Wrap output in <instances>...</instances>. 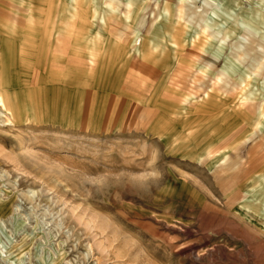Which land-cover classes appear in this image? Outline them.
Returning a JSON list of instances; mask_svg holds the SVG:
<instances>
[{"label":"rangeland","instance_id":"1","mask_svg":"<svg viewBox=\"0 0 264 264\" xmlns=\"http://www.w3.org/2000/svg\"><path fill=\"white\" fill-rule=\"evenodd\" d=\"M152 1L145 2L149 21L153 11L164 14L165 8L175 18L173 0ZM193 1L199 17L212 2ZM235 4L223 10L224 20L256 26L257 35H263L264 0ZM78 6L89 24H95L97 1L77 0ZM103 8L101 13L109 9ZM110 19L113 26L119 21ZM95 32H87L85 39L97 35L101 41ZM226 46L219 68L228 57ZM124 61L114 62L115 72H102L101 77L81 74L56 92L80 94L78 103L73 95L69 101L79 110L77 119L76 112L63 117L58 103L49 108L42 96L36 97L34 108L52 112L33 117L20 104L24 96L17 90L23 87L9 83L14 66L0 64V93L6 89L13 99L8 106L12 113L4 116L9 124L0 122V264H264V217L239 204L245 191L264 199V139L240 150L252 161L247 168L236 155L239 151L214 163L200 159L197 139L209 144L215 138L204 130L247 124L243 115L217 123L215 114L194 119L192 110L183 111L182 99L205 80L196 64L191 68L195 75L185 77L182 94L176 97L152 83L143 94L141 75H130L132 61ZM248 65L240 67L246 70ZM149 67L161 71L155 64ZM256 80L259 77L245 82L244 93L256 89ZM73 82L79 85L76 90L71 89ZM93 86L98 93H92L96 102L91 106L83 98ZM43 89L44 83L38 82L36 92ZM112 92L119 97L113 98ZM135 101L141 105L136 107ZM236 161L239 166L233 167Z\"/></svg>","mask_w":264,"mask_h":264},{"label":"bare ground","instance_id":"2","mask_svg":"<svg viewBox=\"0 0 264 264\" xmlns=\"http://www.w3.org/2000/svg\"><path fill=\"white\" fill-rule=\"evenodd\" d=\"M96 1L99 9L97 22L100 25L99 36L101 38L97 51L98 57H100L98 61L114 63L118 58H123L127 64L131 60V64L135 68L143 69L140 70L141 72L139 71L141 78H146L147 74H157L158 70L155 72L149 67L155 64L156 67L165 69L163 77L169 83L176 84L177 80L179 81L178 85L176 84L174 87L179 91L178 95L182 94L181 91L185 87L183 81L186 79L185 77L195 75L191 69L192 65H198L197 73L205 80L193 86L189 96L183 98V111L189 109L193 112L194 109L200 110L204 106L205 112H208V108L219 107L223 110L226 109L224 110L226 115L241 113L240 117L243 115L242 119L247 121V124L220 125L219 127L217 125L213 129H205L206 133L211 132L210 135H215V138L209 144L197 139L195 145L198 156H202L203 158L200 159L203 160L208 158L210 163H214L222 155L226 157L230 156L229 153L233 151H239V154H236L238 159L241 160L245 168L249 167L250 163L252 164L251 159L242 156L240 150L248 143L253 142V147L257 145L258 140L264 139V72H262L264 65L262 67V62H260L264 61V34L257 35L260 30L256 26H247L244 25V22L242 26H239L234 22L230 24L224 20L223 10L234 7L235 0L207 2L209 10L202 9L201 14L199 13L200 17L195 11L197 6L193 0H173L176 10L175 18L173 19L169 9L165 8L164 14L155 15L153 11V14L151 13L154 17L152 21H149V16L144 12L146 0H103L101 4L99 0ZM106 6L109 9H105L101 13V8L104 9L103 7L106 8ZM197 16L199 19H195ZM109 17L120 22L114 21L116 23H114V27L112 20L109 21ZM159 17L161 21H158ZM183 22H186V28H183ZM51 25L55 30L47 31L46 52H49L56 60H54L55 68L65 70L64 73L71 70L73 78H76L78 73L72 72L77 69L76 66L59 63L65 61L61 58V53L62 47L67 44L63 43V37H60V31H57V24L53 22ZM239 28L240 30L237 31ZM31 36L33 35L31 34ZM139 37L140 45L133 51L129 50L130 44L135 45ZM246 37L251 40L249 43L244 41ZM254 43L256 44L254 45ZM214 44L219 45L218 49L214 48L213 50ZM225 44L229 45V53L225 66L219 68L220 60L224 57L221 52L227 47ZM257 48H262L263 52L257 53ZM248 61L249 65L246 70L241 69L240 65H244ZM236 63H239V66ZM170 64H172L171 67H169ZM228 66L233 67L232 71ZM133 71L136 72V70ZM233 73H238V75H233ZM252 76L259 77V80H256L257 87L249 93H244L245 82L248 79H253ZM4 87L6 85L3 84L1 88ZM218 92L221 95H226L225 98L224 96L217 98ZM233 99L236 100L232 101ZM12 101V93L6 89L2 90L0 93V118L6 116V112L12 113L13 108L8 107L13 106ZM50 101H54L52 97ZM194 115V119H199L202 116L198 113ZM8 120L4 117L0 122L7 125L9 124ZM256 122L257 124H255ZM232 166H239V161L234 162ZM249 192L245 191L239 204L264 217V199L257 200L249 195ZM249 201L254 202L248 203Z\"/></svg>","mask_w":264,"mask_h":264},{"label":"crops","instance_id":"3","mask_svg":"<svg viewBox=\"0 0 264 264\" xmlns=\"http://www.w3.org/2000/svg\"><path fill=\"white\" fill-rule=\"evenodd\" d=\"M65 1L69 2L68 7H66L67 4ZM65 1L0 0V64H11L12 66H14L13 71H11L10 73L9 83L14 88L23 87V89L17 90L18 95L20 94L21 96H24V98L20 100V104L24 105L25 110H29L30 112H32L33 117L35 118H37V112H52L50 110H39L34 108L37 106L36 100L38 96H42L43 98H45L44 104L47 101V106L51 109L53 107H56L55 105L56 103H58V112L61 113L63 117H67V113L69 112H72L71 116H73V113L76 112L75 119H77L79 112L74 103H69L70 96L72 95V100L78 103L77 98H79L80 94L77 93V91H72L70 96H68L69 93H63L60 95L56 93L59 90H61L62 92L64 91V88L67 86L68 82L73 78V73H71L70 70V72H66V74L64 73L65 70L55 68L54 64L56 60L51 54H49V52H46V48L48 46V44L46 46L47 31L51 29L55 30L54 27L52 28L51 23L54 22L57 24V31H60L59 34L60 37H63V43L70 46L68 47L67 45H65L62 47L63 49L61 53V58L65 61H61L59 63L76 66L77 69L72 70V72L78 73L76 78H78V76L81 74L85 76L99 75L101 77L102 72L109 73L116 71V66H113V62L101 63L100 61H98L100 57H98L97 51L98 44L100 43V41H97V35H94V37L90 41L89 39H85L86 34H89L92 31L99 32V23L96 21L95 24H89V18L84 16V10L79 9V7H76L75 9L74 7V2H76L77 0ZM28 29L31 31H29ZM31 34L33 36H31ZM139 39L135 45H130L131 47L129 50L133 51L140 45L141 40ZM171 65L172 64H170L169 67H171ZM86 68L89 70V72H87ZM131 68L132 72L130 71V75H137L141 72L140 70H143L141 67H136L137 70L136 72H134L133 70L135 67L131 65ZM160 70L162 71L165 69L161 68ZM161 71H158L155 75L147 74L146 78L144 77L145 79L141 78L142 76L138 75L141 78L138 81V84L140 85V87L143 88H141L143 90L142 93L145 94L144 88H146L147 90V87H149L147 86V84L152 83L153 86L157 84L160 88L164 86L163 89L167 94H170L168 92L172 91L173 96L176 95L177 97L179 91L174 88L176 84H169V81L164 79ZM156 76L157 78H155ZM38 82L44 83L43 93L36 92L35 90L36 84ZM129 83H132V81L130 80ZM72 85L73 90H76L79 87L76 82H73ZM112 86L113 87L111 88L114 90L115 85L113 84ZM95 89V86H93V88L89 87L88 91L85 93V96L83 98L85 100L88 99V103L91 104V106H93L96 102L95 99L92 97L93 92L98 93L95 91ZM29 90H31L32 92ZM155 91H157V89ZM108 95L111 94L109 93ZM216 95L217 98H222L224 96V94L221 95L219 92ZM51 97L54 100L52 102L50 101ZM112 97L117 98L119 96L112 92ZM155 97H158V93ZM26 100L28 101L26 102ZM65 104L66 107L64 109ZM134 104L137 106L141 105L140 101H135ZM143 104L141 107H144ZM205 109L206 108L203 106L202 108H200V110L194 109L193 113H198L202 116H204L203 114H205V116L207 117H211L212 114H215L216 116H218V118L215 119V122L217 123H223L224 121L227 122V118L228 120L232 118L233 120H237L239 119L238 114L239 116L241 115V113L226 115L225 111L219 107H214L211 109L208 108V112H205ZM140 110L142 109L140 108ZM97 125L98 124H92L91 127L94 128L97 127ZM79 126H81V124H79L78 127ZM262 165H264V157L262 159Z\"/></svg>","mask_w":264,"mask_h":264}]
</instances>
